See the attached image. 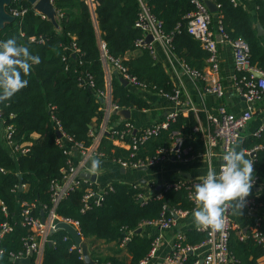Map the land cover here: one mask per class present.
I'll return each instance as SVG.
<instances>
[{"label":"trees","instance_id":"1","mask_svg":"<svg viewBox=\"0 0 264 264\" xmlns=\"http://www.w3.org/2000/svg\"><path fill=\"white\" fill-rule=\"evenodd\" d=\"M208 1L217 6L212 22L218 17L230 37H242L249 45V63L264 70V47L254 22L256 19L264 29V0H257L255 18L241 3ZM141 2L161 20L173 55L190 69L203 71L208 52L187 31V15L194 9L190 0H93V8L88 0H52L57 11L56 24L42 17L26 0H14L6 6V9L23 6L26 12L4 24L0 40L15 37L18 43L40 57V63L33 65L31 74L25 77L28 80L25 88L10 100L0 102V126L13 127L11 138L15 144L29 142L28 150L12 154L0 136V223L7 222L11 227L0 239L3 251L0 264H16L11 255L25 251V239L31 233L28 226L21 223L20 203L33 204L31 213L45 219L51 207L50 182L62 178L61 169L67 166L69 159L73 163L79 160L78 154L68 155L56 143V121L66 134L85 147L93 141L90 130L95 134L99 131L104 113L103 97L99 93L108 87L100 41L107 55L118 59L126 72L135 76L147 90L174 93L176 86L162 63L154 58L149 47L135 44L136 39L143 37L142 31L135 26ZM130 52L134 55L128 56ZM120 77L117 69L111 73L112 104L118 108H148L150 103L145 97L131 90ZM198 114L203 118L202 111ZM118 116L112 113L109 122H117ZM126 120L133 123L130 118ZM196 123L193 111L178 113L176 121L158 137L140 146L136 157L152 155L156 147L169 145L170 132L174 129L180 131L184 144L191 146V153H199L202 143L192 130ZM120 125L122 121L118 127ZM33 133L38 136L34 138ZM125 139L128 141V137ZM256 145L260 147L254 155V175L264 184V130L258 135L244 137V148ZM96 152L102 153L94 155L99 159L116 160L128 156L127 149L115 146L106 135L100 138ZM20 180L22 187L19 189ZM110 184L112 188L106 187L103 191L102 202L84 211H81L82 196L87 186L97 190L94 182L81 181V185L68 191L55 207L57 215L78 221L80 234L89 247L97 240L114 241L116 253L124 250L129 255L127 261L125 257L101 255L91 248L90 255L96 264H138L148 253L155 236L136 231L140 223L158 218L163 206L165 216L171 215L172 208H192L186 185L168 188L162 198L149 197L143 203L137 197L143 189L128 182ZM258 197L264 200L263 194ZM248 218L249 223L252 222L251 214ZM260 229L264 235V217ZM126 235L129 239L121 244ZM184 235V242L192 245L206 237L205 232L195 228L187 229ZM48 238L51 243L43 244L40 264H85L66 230L56 229ZM228 246L237 259L236 264H264V259L259 261L264 257V246L252 238L240 240L235 231H231ZM194 257L188 254L182 264H192ZM34 259L33 254L30 264Z\"/></svg>","mask_w":264,"mask_h":264},{"label":"built area","instance_id":"2","mask_svg":"<svg viewBox=\"0 0 264 264\" xmlns=\"http://www.w3.org/2000/svg\"><path fill=\"white\" fill-rule=\"evenodd\" d=\"M14 0H10L13 2ZM89 1V0H88ZM233 4H238V0H230ZM194 9L187 15V31L194 36L201 44V46L208 52L206 58V70L199 72L190 69L185 63L183 64L184 70L190 74L193 78L199 79L203 82V92L206 94L214 95L218 98L217 104L210 110L203 112V118L197 113L195 114L197 123L193 126L192 130L198 134V137L202 143V150L197 153H191V146L184 144V138L180 134V131L174 129L170 132L171 141L167 146L156 147L152 155L144 157H136L137 151L140 146L149 139H153L159 136L163 129L168 128L172 123L176 121L178 113L182 112L177 108L170 110L163 118L153 121L150 124L144 125L141 128H136L134 123L127 121L126 119H118L117 122L108 123L109 114L114 109H118L116 105H113L110 97V89L107 87L105 92H100L102 97L107 98V105L103 108V117L100 123L98 133H94L90 130V134L93 136V141L90 146H83L82 143L76 142L73 138L66 134L57 122L56 129V143L63 149V151L71 155L75 150L79 155L77 163H73L70 159L67 161V166L61 169L62 178L60 180L53 179L50 182L51 190V207L49 208L48 215L45 219H42L38 215L31 213L33 204L21 202V223L28 226L31 233L25 239V251L16 255H11V258H20L25 256L40 257L42 254V247L45 242L50 240V229L54 227L57 222H66L72 225L80 234L79 223L77 220L70 217H62L56 214L55 207L57 203L62 199L68 191L79 187L81 181L91 182L88 178L80 176V171L86 164L89 156L100 155L102 153L96 152V145L101 136L106 135L111 142H123L126 143L125 149L128 150L127 157H118L115 161L125 168H141L142 166H153L157 164H164L172 161L176 162H188L192 159L205 158L209 162L213 157H217L218 165L217 171H219V165L221 163L222 154L230 147H235L240 138L242 137V131L246 127L248 121L252 117V104L259 100L264 95V70L258 66L251 65L249 63V45L242 37H230L224 30L221 19L216 17L215 23H212V13L209 11L206 0H190ZM90 5L93 8V0H90ZM217 7V6H216ZM7 11L14 17L21 16L26 12V8L23 6H11ZM42 17H46L41 13ZM135 26L139 28L143 37L136 39L135 44L137 46H147L151 49V41L148 44H144L143 40L147 34H152V40L161 41L166 49L169 50L170 55H173L171 51L170 38L162 30V22L154 14H152L145 3L141 2V9L135 20ZM33 40L34 37H31ZM227 44L231 49L232 54V71L229 75V79L233 86V89L241 94L247 101V107L238 114L231 112L227 106L220 101L225 95V86L220 74V58H219V44ZM74 47L75 44H73ZM100 47L102 50V58L105 61V67L112 64L121 74V77L125 79L128 84L137 87L142 90H147L146 87L133 75L126 72V67L123 66L118 59H114L107 55L105 45L100 41ZM156 92V91H154ZM165 98L171 100L176 107L181 106L184 102L181 95L180 88L176 87L173 94L163 93L161 91L156 92ZM187 111H195L192 107H186ZM183 113V112H182ZM123 122L121 127H118L120 122ZM264 130V126H261L255 135H258ZM13 127L11 125L1 126V139L8 146L12 154L24 152L28 150L29 142H22L15 144L12 141ZM128 137V141L125 139ZM260 146L256 145L249 149V159H253L255 151ZM99 153V154H98ZM202 178V177H201ZM201 178H194L187 181H173L162 184L159 188L153 185H147L145 188H141L134 184L136 187L143 189L142 192L137 194L138 199L141 198V202H146L149 197L162 198L163 192L168 188H179L186 185L188 188V198L192 202V208H172L171 215L165 216L163 210L158 218L151 221H144L151 223L158 227L159 230H168L175 226L179 219L190 215L193 209L196 207L193 199L194 185L201 181ZM261 184L256 175H254L253 187ZM112 188L111 184H107L105 187L97 190H93L90 187L85 188V192L82 196V208L84 211L92 204H100L103 200V191L105 188ZM259 194L255 193L251 189V193L245 199L244 210L247 214L253 216L252 222L247 226H242L233 217V210L230 209L225 213V227L222 231H213L211 229H202L195 226L194 228L200 232H205L206 237L197 244L185 243L184 232H176L172 238L170 249L162 258V264H182L186 260L188 254H194V260L192 264H236L237 259L231 253L228 242L231 231H235L240 240L246 238H252L258 244L264 246V235L260 229L261 218L264 217V200H261ZM5 211V208L2 207ZM47 220V222H46ZM11 229L7 222L0 223V239L3 234ZM81 235V234H80ZM65 238V237H64ZM129 236L126 235L121 244H124ZM161 240V233H157L151 241V247L138 264H147L157 252ZM73 247H76L81 254L79 246L74 243ZM3 251L0 248V256Z\"/></svg>","mask_w":264,"mask_h":264},{"label":"crops","instance_id":"3","mask_svg":"<svg viewBox=\"0 0 264 264\" xmlns=\"http://www.w3.org/2000/svg\"><path fill=\"white\" fill-rule=\"evenodd\" d=\"M238 2L241 3L255 18L257 0H238ZM36 12L42 13L38 10H36ZM254 22L256 24V19L254 20ZM212 23H215V20H213ZM260 38L261 43L264 47V34L260 35ZM150 45V51L153 54L154 58L158 62L162 63L174 85L180 88L182 99L186 103H183L181 106L176 107L171 100L165 98L164 96L154 91L142 90L132 86L131 84H126L129 85V88L131 90H134L135 92H138L139 94L143 95V97H145V99L151 104L149 108L130 109V119L137 129L143 127L144 125L150 124L153 121L163 118L170 110L175 108L182 111L184 114H187L189 111L186 110V107L188 108V106L195 109V111L193 112L197 113L199 111L205 112L206 110H210L217 104V102L219 101L218 98H216L214 95L206 94L205 92H203V82L199 79L193 78L190 74H188L184 70L183 64L180 62V60H178L174 55H170L169 50L166 49V47L161 41L152 40ZM218 48L220 58V74L222 76V80L225 86V95L220 101H222L231 112H233L234 114H238L243 111L248 104L245 98L233 89V86L229 79V75L232 71V54L230 47L227 44L220 43L218 45ZM129 55L134 54L133 52H130L128 56ZM104 68L109 86L111 73L114 71L116 72V69L112 65H108V67H105V64ZM204 70H206V66L204 67ZM103 98L104 99L102 108H105L107 105L108 97ZM112 113L113 112L111 111L109 114V124L111 123L109 121ZM117 119L124 120L126 118H123V116H118ZM261 126H264V95L252 104V117L248 121L246 127L243 129L242 137L235 146L237 151H239L241 148H243L246 152L249 150L244 148L243 146L244 137L250 134H255V132ZM37 136V133H33L34 138ZM112 143L120 148L125 149L126 147V143L123 142ZM92 157L94 156L92 155ZM247 158H249V156ZM100 161L101 165L98 171L93 172L91 170L90 161L88 159L84 168L82 169L95 174L94 180H91L90 178L88 179L89 181L94 182L96 184L97 189H101L113 181L137 184V186L141 188H145L147 185L160 187L162 186V184L173 182L176 180L187 181L194 178H201L206 175L209 168H214L217 170L218 165L217 157H213L210 162L205 158L192 159L188 162L172 161L164 164L149 166L145 169L125 168L120 166L114 159H100ZM252 190L259 195H264V184L256 185L254 186V188H252ZM248 215L249 214H247L242 209L240 210V212L233 210L234 219L237 222L241 223L242 226L249 225L250 220H248ZM195 226L196 225L194 223L192 213L186 217L179 219L177 224L168 230L161 231L158 229V227L148 222L140 223V226L138 227L140 228L139 232H142L145 235H156L159 232L161 233V240L157 248L156 255L147 264H162V258L170 249L174 234L176 232H185L187 229L194 228ZM91 248H93L96 252L101 255H116L119 257H125L126 260L129 261V255L126 253V251L123 250L121 253H116V245L114 241H93L91 243V246L89 247V250ZM41 256H36L33 264H40ZM263 259L264 257L262 256L259 258V261H263ZM96 262L97 261L95 260L94 264H96Z\"/></svg>","mask_w":264,"mask_h":264},{"label":"clouds","instance_id":"4","mask_svg":"<svg viewBox=\"0 0 264 264\" xmlns=\"http://www.w3.org/2000/svg\"><path fill=\"white\" fill-rule=\"evenodd\" d=\"M40 63L26 45L15 37L0 40V102L10 100L28 85L25 77L31 74L32 66ZM241 148H228L221 156L219 171L209 168L199 183L194 185L192 211L195 225L202 229L222 231L225 213L232 209L240 212L254 183L253 159ZM93 172L98 171L101 161L89 156Z\"/></svg>","mask_w":264,"mask_h":264},{"label":"water","instance_id":"5","mask_svg":"<svg viewBox=\"0 0 264 264\" xmlns=\"http://www.w3.org/2000/svg\"><path fill=\"white\" fill-rule=\"evenodd\" d=\"M18 1H22V0H18ZM28 2H30L34 9L42 12L45 14L46 18L51 20L53 23L56 24V16H57V11L55 10L52 0H26ZM10 0H0V29L4 26V24L6 22H9L11 20H13L15 17L12 16L6 9V6L9 4ZM207 5L209 7V10L211 13H215L217 11L216 5L214 2L212 1H208L207 0ZM256 29H257V33L259 35L264 34V29L261 26V24L259 22H256ZM150 41H152V34H147L143 40L144 44H148L150 43ZM103 63H105V61H103ZM120 80L126 85L128 84V82L123 79L122 77H120ZM104 98H102L103 101ZM113 113H117L119 116H123V118H130V109L129 108H118V109H114L112 111ZM74 153L76 154V150L74 151ZM147 168L146 166H142L141 169H145ZM20 173L18 174V176L20 177ZM80 176L85 177V178H90L91 180L95 179V174L90 173L89 171H81ZM22 187V183L21 180L18 183V188L20 189ZM159 188V186L157 187ZM139 202H141V198L138 199ZM64 229L66 230L73 238L76 246L80 247L81 250V257L84 261L85 264H94L95 260L92 259L91 255H90V250H89V246L88 244L83 240L82 236L80 234H78V231L70 224L66 223V222H57L54 227H52L50 229V233H52L53 231H55L56 229ZM140 228H138L136 231H139ZM49 244L51 243V240L47 241ZM13 260V262H15L16 264H30V257L29 256H25V257H20V258H11Z\"/></svg>","mask_w":264,"mask_h":264},{"label":"rangeland","instance_id":"6","mask_svg":"<svg viewBox=\"0 0 264 264\" xmlns=\"http://www.w3.org/2000/svg\"><path fill=\"white\" fill-rule=\"evenodd\" d=\"M89 2H90V0H89ZM150 105H151V104H150ZM149 107H150V106H149ZM149 107H148V108H149Z\"/></svg>","mask_w":264,"mask_h":264}]
</instances>
